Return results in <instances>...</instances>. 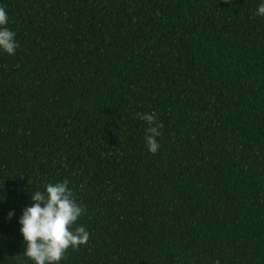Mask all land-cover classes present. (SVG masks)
<instances>
[{"label":"trees","instance_id":"1","mask_svg":"<svg viewBox=\"0 0 264 264\" xmlns=\"http://www.w3.org/2000/svg\"><path fill=\"white\" fill-rule=\"evenodd\" d=\"M259 2L0 0V264H32L17 221L63 181L89 240L61 264H264Z\"/></svg>","mask_w":264,"mask_h":264},{"label":"clouds","instance_id":"2","mask_svg":"<svg viewBox=\"0 0 264 264\" xmlns=\"http://www.w3.org/2000/svg\"><path fill=\"white\" fill-rule=\"evenodd\" d=\"M230 2L225 0V3ZM256 16H264V0H260ZM8 24V14L0 7V53L11 56L18 42ZM139 118L149 125L145 135L147 151L156 154L160 148L159 129L163 125L156 123L154 113H143ZM84 213V207L77 203L67 181L48 183L43 192H31V204L22 210L17 221L24 245L23 255L32 264H61L70 247L75 250L89 240V232L77 225ZM14 216L15 212L10 211L7 218L11 220Z\"/></svg>","mask_w":264,"mask_h":264}]
</instances>
